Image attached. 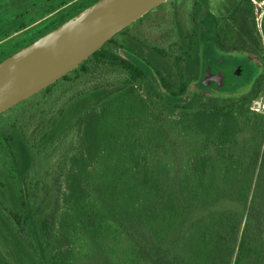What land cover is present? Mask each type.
<instances>
[{
	"label": "trees",
	"instance_id": "1",
	"mask_svg": "<svg viewBox=\"0 0 264 264\" xmlns=\"http://www.w3.org/2000/svg\"><path fill=\"white\" fill-rule=\"evenodd\" d=\"M97 1L0 0V43L43 25L0 49V62ZM201 11L197 2L192 28L178 30L174 51L142 49L134 39L120 45L114 36L30 97L48 99L97 66L125 76L116 90L70 99L41 140L50 144L75 130L56 217L38 202L35 149L17 120L10 128L0 124V178L11 204L2 211L0 232L16 264H75L79 236L104 264H264V115L252 109L264 93V12L258 27L251 0H227L218 15ZM235 53L260 61L248 92L203 97L233 88L237 77L219 88L204 66L210 60L214 67L223 61L244 68L242 60L227 58ZM152 109L163 116L155 128L145 121ZM165 128L174 142L184 140L187 159L179 144L172 161L157 157L153 165L151 156L168 152ZM0 264H11L1 252Z\"/></svg>",
	"mask_w": 264,
	"mask_h": 264
},
{
	"label": "rangeland",
	"instance_id": "2",
	"mask_svg": "<svg viewBox=\"0 0 264 264\" xmlns=\"http://www.w3.org/2000/svg\"><path fill=\"white\" fill-rule=\"evenodd\" d=\"M227 0H167L162 5L148 12L138 21L123 30L122 33L115 35L114 41L120 45H126L130 40L134 39L136 44L144 48H162L169 52L176 49L175 42L177 41L178 30H191L193 19V11L197 2L201 3V15L205 12H210L214 15L224 13ZM264 5L257 1V5ZM259 8V7H258ZM6 18L9 17L7 13ZM259 17V21H260ZM42 22L39 21L33 26H30L27 31L15 34L4 42L0 43V49L12 44L20 38H24L31 33L36 32L42 27ZM197 32L200 37L205 34L204 26L199 23ZM116 51V50H115ZM117 53V51H116ZM229 60H242L245 64L244 70L248 77H239L232 89L226 91H210L202 94L203 97L213 96L228 98L237 97L248 92L251 84L258 76L261 68L259 59L250 53H235L229 54ZM246 68V69H245ZM78 77V78H77ZM77 77L73 76V81L63 91L56 92L48 99L39 97L34 101V98H28L26 102L16 105L11 110H7L5 118H0V124L10 128L12 123L16 122L22 129L28 143L35 149L37 168L36 179L41 187L38 202L42 205L43 210L47 215L56 217L60 210L61 204L57 200L60 190L62 189V175L64 170L69 165V158L75 146V130L73 127L65 130L53 143L42 144L41 140L52 127V118L58 115L61 108L66 106L70 99H82L86 97L88 92L103 88L108 91L116 90L120 87L125 76L109 69L105 66L93 67L88 74H80ZM75 96H80L79 98ZM220 99V98H219ZM252 109L259 114L264 115V93L261 94ZM152 112V113H151ZM3 114V113H2ZM156 117V118H155ZM165 118V115H164ZM157 119V120H156ZM163 116L158 114L154 109L148 111V117L145 121L153 128L158 127L159 120ZM166 127L169 125L166 123ZM169 130L165 128L163 136L164 146L168 149L166 155L164 151L155 153L150 157L152 164H155L157 157H163L165 160H173L175 154V146L181 145V159L186 160L185 153L189 151L184 140L173 141ZM264 138L259 157L263 153ZM4 161L0 155V169L3 167ZM0 178V222L3 221L2 211L5 206H11L7 193L5 191V183L1 182ZM75 247L78 252L77 261L75 264H104L100 256L96 254L92 245L82 236L75 241ZM0 252L7 258L11 264H16L12 258V250L3 232H0Z\"/></svg>",
	"mask_w": 264,
	"mask_h": 264
},
{
	"label": "water",
	"instance_id": "3",
	"mask_svg": "<svg viewBox=\"0 0 264 264\" xmlns=\"http://www.w3.org/2000/svg\"><path fill=\"white\" fill-rule=\"evenodd\" d=\"M167 0H98L56 29L0 62V115L57 82L98 51L119 32ZM208 60L204 71L245 74L241 65ZM212 70V71H213Z\"/></svg>",
	"mask_w": 264,
	"mask_h": 264
},
{
	"label": "built area",
	"instance_id": "4",
	"mask_svg": "<svg viewBox=\"0 0 264 264\" xmlns=\"http://www.w3.org/2000/svg\"><path fill=\"white\" fill-rule=\"evenodd\" d=\"M251 1L256 6V10L259 11V12L258 11L256 12V23H257V26L260 27L264 9L262 8V5L260 4L257 5V1H260V3L264 5V0H251ZM259 17L261 18L260 21H259Z\"/></svg>",
	"mask_w": 264,
	"mask_h": 264
},
{
	"label": "flooded vegetation",
	"instance_id": "5",
	"mask_svg": "<svg viewBox=\"0 0 264 264\" xmlns=\"http://www.w3.org/2000/svg\"><path fill=\"white\" fill-rule=\"evenodd\" d=\"M125 29H126V28H125ZM236 66H238V65H235L234 67H236ZM242 67H243V66H242ZM218 72H219V71H215V72H212V71H211V74L217 76V73H218ZM223 75H224L223 82L225 83V78H226V77H230V75H229L227 72H225V71L223 72ZM239 77H242V76L240 75V76H238L237 78H239Z\"/></svg>",
	"mask_w": 264,
	"mask_h": 264
}]
</instances>
